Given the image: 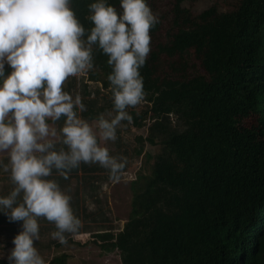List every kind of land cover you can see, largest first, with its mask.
Listing matches in <instances>:
<instances>
[{
  "label": "trees",
  "instance_id": "16d2710c",
  "mask_svg": "<svg viewBox=\"0 0 264 264\" xmlns=\"http://www.w3.org/2000/svg\"><path fill=\"white\" fill-rule=\"evenodd\" d=\"M186 1L198 0H173L175 32L140 69L144 111L128 109L135 127L150 122L134 155L146 143L160 153L131 184L122 230L97 238L103 251L119 252L122 264H264V0H237L229 11L214 6L199 15L183 7ZM90 2H72L86 34ZM108 2L119 10L118 0ZM159 29L160 23L150 30L151 39ZM92 49L88 81L99 89L82 85L85 108L78 113L89 122L112 109L111 68ZM164 58L173 62L161 71ZM192 59L203 73H191ZM68 259L56 255L45 264Z\"/></svg>",
  "mask_w": 264,
  "mask_h": 264
},
{
  "label": "clouds",
  "instance_id": "9594fccd",
  "mask_svg": "<svg viewBox=\"0 0 264 264\" xmlns=\"http://www.w3.org/2000/svg\"><path fill=\"white\" fill-rule=\"evenodd\" d=\"M73 0H0V154H6L10 194L0 197V214L20 230L0 260L6 264H45L34 246L39 239L38 217L54 225L52 239L65 244V233L76 234L81 220L74 215L72 197L55 180L45 179L55 169L68 179L81 164L107 170L119 181L125 156L111 155L107 142L117 140L122 122H132L128 109L146 96L140 69L150 52V30L159 23L148 0H92L87 5V30L73 7ZM95 45L107 57L112 109L93 122L81 97L64 90L69 77L93 68ZM63 117L59 133L54 124ZM51 122V123H50ZM56 138L66 146L55 149ZM22 193V203L13 206ZM7 209V211H4Z\"/></svg>",
  "mask_w": 264,
  "mask_h": 264
},
{
  "label": "rangeland",
  "instance_id": "374dc122",
  "mask_svg": "<svg viewBox=\"0 0 264 264\" xmlns=\"http://www.w3.org/2000/svg\"><path fill=\"white\" fill-rule=\"evenodd\" d=\"M237 0H198L186 1L183 7L188 9L193 15H199L202 12L217 7L219 11L226 12L233 8ZM153 12L159 16L160 29L159 32L151 39L150 51L154 50L158 44H165L171 40L172 34L175 32L172 26V9L173 0H151L150 4ZM173 62V61H172ZM167 59H161V71L168 69ZM191 73L200 72L199 61L192 59L190 62ZM88 70L85 74L76 77H69L65 82L64 90L75 97L77 94L82 98V85L87 84L89 91L99 89V85L88 81ZM146 102L143 101L133 110L143 112ZM106 118H110L106 116ZM63 117L51 124L55 127L57 133L63 124ZM173 123L176 119L172 118ZM51 123V122H50ZM91 123V122H90ZM123 126L117 129V140L107 142L111 155L125 156L127 158L126 167L123 170L119 181L109 179L108 172L95 164H81L79 173L71 175L70 184L72 185V193L76 189H80V197L82 201L79 203L78 218L81 220V227L76 234L65 233L66 243L58 244L56 247L42 250L41 255L45 262L50 261L54 256L67 254L68 264H122L118 251L105 252L99 244L97 238L98 233L111 231L118 234L129 219L131 212L132 190L131 184L136 179L139 171L146 173L153 165L155 156L160 153V146L145 144V149L141 156H135L134 151L139 147L136 137H148V127L150 122H145L142 128L135 127L132 122H122ZM55 149L66 146L59 143L56 138ZM149 154L151 158H148ZM8 164L6 154H0V168ZM10 168V165H9ZM70 174V173H68ZM85 198V199H84ZM55 231L54 225L52 232ZM84 233H83V232ZM54 243V242H53ZM39 252V251H38Z\"/></svg>",
  "mask_w": 264,
  "mask_h": 264
},
{
  "label": "crops",
  "instance_id": "0c3cea01",
  "mask_svg": "<svg viewBox=\"0 0 264 264\" xmlns=\"http://www.w3.org/2000/svg\"><path fill=\"white\" fill-rule=\"evenodd\" d=\"M70 175L71 173L68 174V179H64L59 175L57 170L53 169L52 174L49 177H46L45 179L55 180L62 190L68 192V194L72 197L70 203L73 209V213L78 214L79 203L80 201H82L80 197V189H76L72 193L71 191L72 185L70 184L71 181L69 178ZM72 175L74 174L72 173ZM13 187H15V185L10 180V168L9 171H4L3 168H0V197L8 196L11 190L13 189ZM22 202L23 201H22V193H21L16 197L13 206ZM4 211H7V209H5ZM37 223L39 226V239L34 241V246L36 247L37 251H39L38 253L40 255H43L42 250L50 249L51 247L54 248L58 245L57 242L54 241L55 239H52L50 236V233L52 232L53 224L46 221L43 217H38ZM20 227H21V222L9 223L6 220L5 216L3 214H0V244H4L6 250L10 249L13 246L11 244V240L13 236L17 234L16 229H18L19 231ZM2 252L3 249L0 248V253Z\"/></svg>",
  "mask_w": 264,
  "mask_h": 264
}]
</instances>
